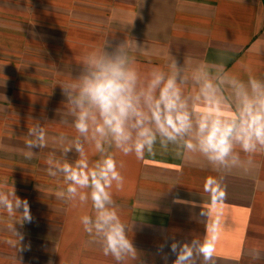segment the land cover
<instances>
[{
	"label": "crops",
	"instance_id": "1",
	"mask_svg": "<svg viewBox=\"0 0 264 264\" xmlns=\"http://www.w3.org/2000/svg\"><path fill=\"white\" fill-rule=\"evenodd\" d=\"M112 36L134 49L142 44L141 70L179 55L223 63L243 79L249 72L264 76V0H0V190H25L32 216L17 230L23 234L19 251V244L9 243L16 238L9 214L0 210V264H115L80 223L92 214L91 203L74 206L58 198L63 176L50 175L47 163L50 156L64 161L61 134L75 136L57 84L84 53ZM36 120L45 128V144L26 159L29 137L13 132L18 126L27 132ZM116 159L124 164L125 183L113 189V198L139 253L136 264H173V240L203 238L218 213L214 264H264V154L252 158L246 174L218 173L198 157L171 152L143 161L117 153ZM209 175L218 176L227 192L214 206L204 190ZM257 254L261 259L254 262Z\"/></svg>",
	"mask_w": 264,
	"mask_h": 264
},
{
	"label": "clouds",
	"instance_id": "2",
	"mask_svg": "<svg viewBox=\"0 0 264 264\" xmlns=\"http://www.w3.org/2000/svg\"><path fill=\"white\" fill-rule=\"evenodd\" d=\"M141 50L140 42L134 49L127 39L112 36L84 53L73 73L57 84L75 136L58 138L65 157L62 163L52 156L47 161L50 175L63 176L65 187L57 192L58 198L74 206L91 203L92 214L82 215L80 223L115 264L139 260L113 198V189L120 191L125 183L120 171L124 164L117 161V153L139 161L158 152L195 156L218 173L239 170L242 174L249 171L247 165L255 155L264 154V76L249 72L243 79L223 63L179 55H171L165 65L141 70ZM63 122L69 124L67 119ZM26 135L23 155L31 159L45 144V128L36 120ZM69 153H75L76 159L69 162ZM204 190L213 206L227 195L218 176H207ZM0 210L18 217L15 224L21 226L32 220L28 201L17 196L13 186L0 190ZM200 215L205 219L210 215L203 205ZM221 222L218 213L203 238L173 240V264H195L196 257L202 258L201 264H214ZM15 224L9 227L16 239L9 243L19 244L20 251L23 234Z\"/></svg>",
	"mask_w": 264,
	"mask_h": 264
},
{
	"label": "rangeland",
	"instance_id": "3",
	"mask_svg": "<svg viewBox=\"0 0 264 264\" xmlns=\"http://www.w3.org/2000/svg\"><path fill=\"white\" fill-rule=\"evenodd\" d=\"M28 116H26L24 119H25V122L27 121L28 123L29 122H31L32 121V119H31V116L29 117V118H27ZM18 119H23L21 116H18L17 117ZM28 123H26V124H28ZM20 125V124H19ZM21 126H18V129L15 131V132H13V133H15V134H21V133H27L26 131H22L21 130ZM21 191L23 192V193H19V194H17L16 193V195L17 196H19L21 199H26L27 201H29V199L31 198V195H27L26 193L24 194V191L25 190H22L21 189ZM1 217V216H0ZM5 218H7L6 220H7V222H8V225H13V224H15L16 222H17V220H18V218L17 217H14V216H7V217H5ZM21 224H19V223H17V224H15V228H16V230H18V229H20V226ZM10 228V227H9ZM11 229V228H10ZM9 229V230H10ZM16 238H12V237H9V240H15Z\"/></svg>",
	"mask_w": 264,
	"mask_h": 264
}]
</instances>
